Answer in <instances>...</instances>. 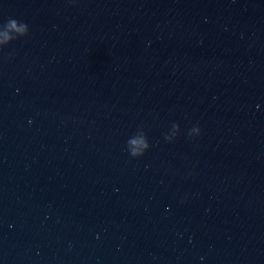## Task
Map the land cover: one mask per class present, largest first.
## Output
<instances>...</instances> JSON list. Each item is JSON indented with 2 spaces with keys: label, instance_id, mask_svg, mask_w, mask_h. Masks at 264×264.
<instances>
[{
  "label": "water",
  "instance_id": "water-1",
  "mask_svg": "<svg viewBox=\"0 0 264 264\" xmlns=\"http://www.w3.org/2000/svg\"><path fill=\"white\" fill-rule=\"evenodd\" d=\"M0 264H264V0H0Z\"/></svg>",
  "mask_w": 264,
  "mask_h": 264
},
{
  "label": "clouds",
  "instance_id": "clouds-1",
  "mask_svg": "<svg viewBox=\"0 0 264 264\" xmlns=\"http://www.w3.org/2000/svg\"><path fill=\"white\" fill-rule=\"evenodd\" d=\"M8 22L10 23V26H11L12 29L20 31V29H17V27H16V20L10 19Z\"/></svg>",
  "mask_w": 264,
  "mask_h": 264
}]
</instances>
